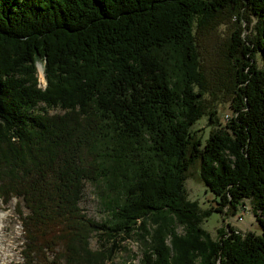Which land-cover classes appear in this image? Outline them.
Segmentation results:
<instances>
[{
  "label": "trees",
  "instance_id": "16d2710c",
  "mask_svg": "<svg viewBox=\"0 0 264 264\" xmlns=\"http://www.w3.org/2000/svg\"><path fill=\"white\" fill-rule=\"evenodd\" d=\"M221 26L226 52L207 70L199 47ZM204 117L215 125L202 139L191 128ZM190 166L215 207L186 197ZM85 182L105 220L79 208ZM10 199L21 264H110L133 235L138 264H264V0H0ZM246 200L261 234L201 227ZM93 236L109 247L90 250Z\"/></svg>",
  "mask_w": 264,
  "mask_h": 264
},
{
  "label": "rangeland",
  "instance_id": "374dc122",
  "mask_svg": "<svg viewBox=\"0 0 264 264\" xmlns=\"http://www.w3.org/2000/svg\"><path fill=\"white\" fill-rule=\"evenodd\" d=\"M229 33L228 27L221 26L219 27L215 33L212 34L211 37L202 40V44H200V56L202 59V65L205 69L213 68V65L218 59V54L220 51L224 53L225 48L221 46V41L227 38ZM218 47H223L222 49L218 50V54L215 55L216 50ZM205 57V59H203ZM258 65L261 63L259 56H255ZM42 67V66H39ZM42 74V73H41ZM38 86L40 88L44 87V79L43 76L38 73ZM229 103L219 104L216 106V115L215 121L216 123L221 124L223 126L227 119H229L231 115V111L228 108ZM47 114H61L63 111L60 109H49ZM207 125V117L201 118L198 120L194 126H192V130L194 131L195 137L205 138L206 135L210 132V130L214 127ZM198 175V169L196 166H190L187 171V175L184 182V192L186 197L190 201H194L197 203V206L201 210H208L215 207V202L213 195L206 191L205 187L200 184L196 178ZM96 187L95 185H91V183L85 182L82 189V196L79 200L78 206L82 210L83 215L87 218H90L94 222H99L105 220L106 213L103 211V207L98 201L96 196ZM250 203L246 200L244 201V205L239 207L235 216H222L216 212H211L208 218H203L201 221V227L203 228L206 233L209 234L211 238L215 237L216 230L219 228H226V224L230 225L234 230L239 232L240 234L245 233H254L256 235L261 234L259 226L255 222V217L251 211ZM15 206H14V199H10L6 204L0 202V234L4 235L7 242L5 245H10L11 252L8 254L6 261H1L2 264H21L22 260L20 257V253L22 250V233L20 229V223L18 218L15 214ZM241 218V219H239ZM239 219V220H238ZM4 230V231H3ZM181 231V228L177 227V233ZM4 238V239H5ZM13 238V239H11ZM6 239L4 241H6ZM138 236L133 235L131 238L126 239L122 243L118 244L122 247V250H119L115 253V256L112 257L110 264H138L139 258H141V242ZM10 242V244H9ZM8 243V244H7ZM98 241V237L93 236L88 242V246L90 250H96L99 248L106 249L109 247L108 244H104L102 241L100 244ZM109 264V263H107Z\"/></svg>",
  "mask_w": 264,
  "mask_h": 264
},
{
  "label": "bare ground",
  "instance_id": "6f19581e",
  "mask_svg": "<svg viewBox=\"0 0 264 264\" xmlns=\"http://www.w3.org/2000/svg\"><path fill=\"white\" fill-rule=\"evenodd\" d=\"M43 67H39V74H40V76L42 75L41 73V71L43 70L42 69ZM0 223H1V220H0ZM1 228V227H0ZM2 229V228H1ZM4 231V230H3ZM1 233V232H0ZM3 236L4 235H1L0 234V264H2L1 263V261L3 260V261H6V259H7V256H8V254L11 252V250H10V248H11V246L10 245H5V243L7 242V240L8 239H6L5 237V239H6V241H4L5 239L3 238ZM11 239H13V238H11ZM8 244V243H7ZM9 244H10V242H9Z\"/></svg>",
  "mask_w": 264,
  "mask_h": 264
},
{
  "label": "built area",
  "instance_id": "2783aa9c",
  "mask_svg": "<svg viewBox=\"0 0 264 264\" xmlns=\"http://www.w3.org/2000/svg\"><path fill=\"white\" fill-rule=\"evenodd\" d=\"M239 219H241V218H239ZM239 219H238V220H239Z\"/></svg>",
  "mask_w": 264,
  "mask_h": 264
}]
</instances>
